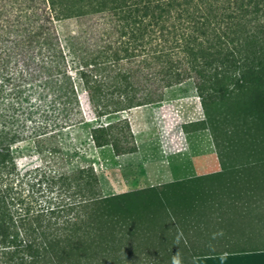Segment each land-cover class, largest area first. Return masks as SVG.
I'll return each instance as SVG.
<instances>
[{
    "label": "trees",
    "instance_id": "trees-1",
    "mask_svg": "<svg viewBox=\"0 0 264 264\" xmlns=\"http://www.w3.org/2000/svg\"><path fill=\"white\" fill-rule=\"evenodd\" d=\"M72 21L80 27L60 37L56 24ZM187 81L204 109L200 129L218 130L217 173L104 196L85 165L36 181L40 201L9 187L6 159L19 145L74 153L63 137L88 121L78 92L93 146L118 153L130 125L104 119ZM261 202L264 0H0V264H197L260 252L264 243L196 249L191 228L208 208Z\"/></svg>",
    "mask_w": 264,
    "mask_h": 264
},
{
    "label": "rangeland",
    "instance_id": "rangeland-1",
    "mask_svg": "<svg viewBox=\"0 0 264 264\" xmlns=\"http://www.w3.org/2000/svg\"><path fill=\"white\" fill-rule=\"evenodd\" d=\"M80 25L75 21L57 23L55 30L63 37L76 32ZM78 93L81 109L88 121L70 129L63 137V144L74 153L65 155L60 151L53 156L26 142L6 159L14 165L7 183L25 201L42 200L37 192L38 185L33 186L36 181L85 165L92 166L104 196L163 186L220 170L218 130L212 134L208 129H200L205 119L204 109L191 82L167 90L160 103L104 119L105 122L126 119L130 125L132 138L119 144L118 153L112 147L96 149L93 146L89 136L93 125L89 120V106L85 94ZM212 120L218 121V117ZM49 195L56 197L55 192ZM254 207L242 209L234 205L218 212L217 205L211 214L207 213L210 208L204 210L205 213L201 212L196 226L191 228L195 248L221 252L238 243L246 247L260 246L264 243V202ZM176 226L181 230L179 224ZM217 256L218 260L209 256L205 257L208 260L198 259L197 262L264 264V251Z\"/></svg>",
    "mask_w": 264,
    "mask_h": 264
},
{
    "label": "crops",
    "instance_id": "crops-1",
    "mask_svg": "<svg viewBox=\"0 0 264 264\" xmlns=\"http://www.w3.org/2000/svg\"><path fill=\"white\" fill-rule=\"evenodd\" d=\"M199 259H207V260H208V258H205V257H202V258H199ZM212 259H214V260H218V256H214ZM197 260H198V259H196V263L198 264Z\"/></svg>",
    "mask_w": 264,
    "mask_h": 264
},
{
    "label": "clouds",
    "instance_id": "clouds-1",
    "mask_svg": "<svg viewBox=\"0 0 264 264\" xmlns=\"http://www.w3.org/2000/svg\"><path fill=\"white\" fill-rule=\"evenodd\" d=\"M174 264H177V262H174Z\"/></svg>",
    "mask_w": 264,
    "mask_h": 264
},
{
    "label": "water",
    "instance_id": "water-1",
    "mask_svg": "<svg viewBox=\"0 0 264 264\" xmlns=\"http://www.w3.org/2000/svg\"><path fill=\"white\" fill-rule=\"evenodd\" d=\"M196 259H199V258H196ZM196 259H195V260H196Z\"/></svg>",
    "mask_w": 264,
    "mask_h": 264
}]
</instances>
